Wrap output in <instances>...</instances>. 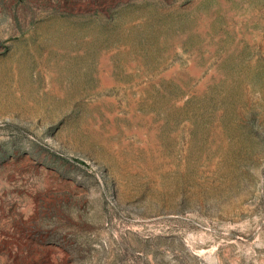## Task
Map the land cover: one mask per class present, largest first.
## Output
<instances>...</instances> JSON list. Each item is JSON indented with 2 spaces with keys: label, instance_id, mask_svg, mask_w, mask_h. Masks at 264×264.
<instances>
[{
  "label": "rangeland",
  "instance_id": "obj_1",
  "mask_svg": "<svg viewBox=\"0 0 264 264\" xmlns=\"http://www.w3.org/2000/svg\"><path fill=\"white\" fill-rule=\"evenodd\" d=\"M0 264H264V0H0Z\"/></svg>",
  "mask_w": 264,
  "mask_h": 264
},
{
  "label": "trees",
  "instance_id": "obj_2",
  "mask_svg": "<svg viewBox=\"0 0 264 264\" xmlns=\"http://www.w3.org/2000/svg\"><path fill=\"white\" fill-rule=\"evenodd\" d=\"M75 162H77V163H79V164H83V165H84V163H82L81 161L75 160Z\"/></svg>",
  "mask_w": 264,
  "mask_h": 264
}]
</instances>
